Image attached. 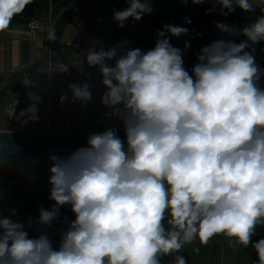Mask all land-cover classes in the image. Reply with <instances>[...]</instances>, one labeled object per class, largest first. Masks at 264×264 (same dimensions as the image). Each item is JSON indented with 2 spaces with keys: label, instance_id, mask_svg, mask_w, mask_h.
<instances>
[{
  "label": "clouds",
  "instance_id": "clouds-1",
  "mask_svg": "<svg viewBox=\"0 0 264 264\" xmlns=\"http://www.w3.org/2000/svg\"><path fill=\"white\" fill-rule=\"evenodd\" d=\"M125 2L113 9L120 28L152 12V0ZM180 2L219 5L224 16L254 10L252 0ZM29 3L0 0V30ZM215 27L246 39L202 46L190 71L184 62L190 41L183 49L171 43L189 33L179 25L156 30L148 50L127 48L126 41L90 48L85 61L98 69L105 89L100 103L124 137L110 126L66 157L49 156L50 207L23 222L14 219L17 209L7 216L0 210V264H161V257L187 264L180 254L185 245H207L218 235L232 247L251 244L255 264H264V238L252 239L264 228V68L254 55V45L264 42V9L242 28L220 21ZM46 39L56 41L54 29ZM21 83L35 86L27 77ZM68 88L70 102L92 100L89 83ZM26 96L30 104L19 114L25 123L38 120L42 99L32 91ZM18 103L12 99L5 108L8 118ZM65 206L74 219L63 217L54 243L48 229Z\"/></svg>",
  "mask_w": 264,
  "mask_h": 264
},
{
  "label": "crops",
  "instance_id": "crops-1",
  "mask_svg": "<svg viewBox=\"0 0 264 264\" xmlns=\"http://www.w3.org/2000/svg\"><path fill=\"white\" fill-rule=\"evenodd\" d=\"M252 2L253 11L242 12L236 8L224 16L221 12L226 10H222L219 5L214 7L208 2L193 5L183 4L180 0H152L151 14L144 15L140 21L129 19L123 28L118 27L113 20V9L126 8L125 0H106L97 8L94 0H48L47 12L33 18L39 21L38 29L34 31L28 27L33 19L25 23L14 21L12 18L9 26L0 30V151L5 153L6 165H44L49 177L50 155L66 157L73 151L74 145L85 144L90 133L103 131L107 127L117 126L122 130L115 118L105 116L108 110L100 103L101 95L105 91L101 76L97 68L89 67L85 61L90 48L98 50L103 47L107 50L119 42L126 41L125 47L141 49L138 39L150 32L152 22L186 27L189 30L188 35L175 38L181 49L184 48L186 40L190 41L191 47L187 51L196 49L199 35L233 38L238 43L246 38L221 33L215 23L220 21L242 28L254 22L255 18L262 14L264 0ZM213 7L211 14H206V11ZM186 16L192 19L190 25L183 22ZM51 29L55 30V42L46 39ZM254 47V55L264 56V42ZM50 63L52 68H57L62 63L68 64L72 78H50ZM86 73H90L94 79V87H91L92 100L87 104L70 102L73 106V109L67 111L70 130L63 134H31L29 121L25 123V117L19 115L30 104L26 93L32 91L42 98L37 104V114L38 117H46L54 102L53 92L68 88L70 83L87 82L91 85L92 82L85 77ZM25 77L35 86L23 87L21 82ZM71 97L70 92V101ZM12 99H18L16 108L19 110L13 117L8 118L5 108L10 105ZM18 121L23 122L22 127L17 126ZM49 187L47 183L46 196H37L34 194L33 176L0 177V210L7 216L11 209H17L14 219L18 221L23 222L28 216L35 219L38 217L39 207L49 208L52 203L48 200ZM65 216L69 220L74 219L67 206L61 209L62 222ZM30 236H34L32 231ZM261 238H264V228L257 227L256 235L252 239L255 242ZM180 254L186 258L187 264H255L257 261L255 249L251 244L248 247H232L228 238L222 235L214 237L207 245H201L198 240L185 245ZM161 264H172V257H161Z\"/></svg>",
  "mask_w": 264,
  "mask_h": 264
},
{
  "label": "trees",
  "instance_id": "trees-1",
  "mask_svg": "<svg viewBox=\"0 0 264 264\" xmlns=\"http://www.w3.org/2000/svg\"><path fill=\"white\" fill-rule=\"evenodd\" d=\"M48 10V0H31L22 12L15 14L12 18L14 21H22L28 23L31 19L37 18ZM166 24H158L156 22H152L150 32L147 35L139 37V42L142 50H148L154 47L155 43V32L158 29H161L162 26ZM223 39H231L237 42L233 38L220 37ZM213 38L206 35H199L197 40L196 49L193 51H186L184 53V62L185 68L189 71L192 66L197 62V53L198 50L213 40L220 39ZM171 43L179 47L178 40L175 37L171 38ZM180 48V47H179ZM255 59L258 65L264 68V56L263 55H255ZM264 78H262V82ZM120 137L123 139L124 132L123 129L118 133ZM84 144H76L73 146V151L83 146ZM26 176H33L35 178V191L34 194L37 196H46L47 195V183H48V170L44 165H32L27 163H19L15 166L6 165L5 161V153L0 151V177L6 178H23Z\"/></svg>",
  "mask_w": 264,
  "mask_h": 264
},
{
  "label": "built area",
  "instance_id": "built-area-1",
  "mask_svg": "<svg viewBox=\"0 0 264 264\" xmlns=\"http://www.w3.org/2000/svg\"><path fill=\"white\" fill-rule=\"evenodd\" d=\"M96 8L98 5L106 0H94ZM190 21V22H189ZM183 22L185 24L190 25L192 23V19L189 16H186L183 18ZM39 21L37 19H33L28 24V27L30 30L34 31L38 29ZM66 69V70H65ZM49 76L50 78L54 79L59 76L64 77L65 79H71L72 78V72L71 68L68 64L62 63L57 68H52V65L50 63V69H49ZM86 79H88L91 83V87H94V79L90 73L85 74ZM70 90L69 88H66L64 90L55 91L53 92L54 96V102L51 106L49 115L46 117H38V120L31 121L29 120L28 127L31 134L36 136L41 135H50V134H63L67 133L70 130V122L67 115V111L70 109H73L72 104L70 103ZM66 94L69 98V100H66L65 102L61 103L59 97L61 95ZM18 108H16V113L18 112ZM18 127L23 126L22 121L17 122ZM28 216L25 221L28 220ZM33 218V217H32ZM64 227V224L62 221L54 223L51 229H48L53 233V241L54 243L58 240L57 230ZM33 232V235L36 236L38 233L34 230H31Z\"/></svg>",
  "mask_w": 264,
  "mask_h": 264
},
{
  "label": "snow or ice",
  "instance_id": "snow-or-ice-1",
  "mask_svg": "<svg viewBox=\"0 0 264 264\" xmlns=\"http://www.w3.org/2000/svg\"><path fill=\"white\" fill-rule=\"evenodd\" d=\"M13 2H15V0H13Z\"/></svg>",
  "mask_w": 264,
  "mask_h": 264
}]
</instances>
